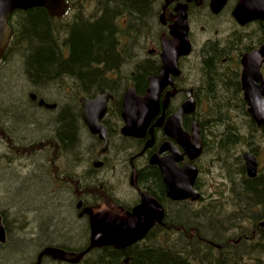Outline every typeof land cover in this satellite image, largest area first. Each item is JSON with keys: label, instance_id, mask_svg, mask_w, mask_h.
Instances as JSON below:
<instances>
[{"label": "rangeland", "instance_id": "374dc122", "mask_svg": "<svg viewBox=\"0 0 264 264\" xmlns=\"http://www.w3.org/2000/svg\"><path fill=\"white\" fill-rule=\"evenodd\" d=\"M235 3L236 0H230L228 9L217 18L210 16L208 10L204 7L199 11H196V9L193 10L191 15L193 25L192 38L195 42V46L193 53L190 54L185 65H182L185 75L182 82L184 87L187 84H191L193 87H196V90L199 88L198 95L201 91L204 92L202 98L199 96V99L201 101L204 99L205 102V105L201 108V115L199 118L204 124V136L208 143V148L199 162L201 169L199 179H197L200 183L199 189H197L198 191H203L204 198L192 205L181 202L182 205L180 206L183 210H190L188 208L190 206L193 211L200 212L194 215L196 219L191 223L193 229L194 227L200 229L204 228L205 223L207 224L205 218H208V215L202 213L203 211H217V214L223 221L224 227V233L217 240L231 241V238L233 244L239 245L241 241V237H239L240 234L258 235L256 232L260 229H255L254 224L258 227L260 225L257 223L262 220L264 221V219H257V214L254 213L257 207L253 204L250 207L246 205L245 196L243 194L246 190L245 176H247V173L245 165L242 164L241 155L244 151L249 150L248 146L245 144V133L248 132L250 123L243 112V108L245 107L247 109V106H244L239 97L235 95L233 85L229 84L226 78L224 81L225 90H223L222 93H220V88L214 83L213 85H205V83H209L205 79L206 73L208 75V64L205 58L208 57V55L204 57L205 51L207 52L206 42L208 38L215 37L216 39H220L223 37L225 39L227 34H232L234 39L235 35L239 33V31L235 29L236 26L233 24L230 15V10H232ZM106 4L107 3L103 0L98 4L92 1L86 5L73 6L72 10L68 11L66 19L70 20L71 17L74 19L78 12L75 21L77 18H82L94 22ZM156 5L158 7L159 3L157 2ZM97 7H100V9L97 10ZM95 12L98 14L95 15ZM157 20L158 15L156 16L155 13L152 14L149 25L150 33L153 35L147 34L148 39L144 32H140L142 33V37L145 36L143 47L135 40L136 47H134V53L137 54V58H147L149 57V50L158 48L157 41L160 39L159 28L162 30L164 28L159 27L160 24H158ZM114 24L121 30H125L117 23ZM122 26L126 28L127 33L130 32L131 27L129 28L127 22L124 23L123 21ZM248 30V28L244 29V31ZM127 38L128 36L123 37L124 42L128 40ZM133 44L134 41H132L131 45ZM234 45L237 46L235 39ZM215 53L216 51L214 50L208 54L212 56ZM155 55V53L151 54L150 58L153 60L158 59V56ZM10 62L8 61L6 65L2 63L0 67V104L1 102L9 103L13 100L14 102H20L22 106L25 103L27 107H30L35 112H41L40 114L36 113L41 120H46V116L42 115L43 113L45 114L44 110L34 104L32 99L28 97L29 93L37 92L31 91L32 89L28 88L26 99L23 101L25 98L23 88H27L30 82L24 75L22 59L18 55H15L11 64L8 66ZM212 64L211 61L212 70L218 68V71L226 76L220 66ZM134 67L133 61L124 62L120 66L122 76L127 74L125 78L129 79V74ZM218 71L216 73H218ZM212 74L213 73L209 71L210 77L213 76ZM64 80L62 78L58 80L59 86L57 87L59 90L64 87L69 88V82L73 84L71 78H67L65 82ZM52 88L54 89L55 87ZM52 88H50V90L47 88L42 89V91H40L41 94L38 96L46 98L49 102L55 101L60 104L66 103L67 101L70 103L72 99L76 100V97L72 94L69 99H67L65 94L62 98L61 92L59 91V94L57 91H52ZM53 92H56V94H53ZM205 92H211L216 96L224 94L225 99L221 103L220 109L225 110L227 106H229V115L232 117L228 119L211 120L209 118V105L204 98ZM179 100L180 96L178 100L174 99L176 106L179 104ZM213 103L214 100L211 98V104L214 106ZM200 105L199 103V107H201ZM215 108L218 110L216 105ZM8 113L9 109L5 110L4 115L1 114L0 110V215L4 219L3 221L6 228L8 227L9 230L6 243L0 245V264H40L41 262H39V259L37 260V256L39 258L43 248L51 244H63L75 248L76 251L82 250L87 246L89 240L91 242L89 223L85 217H78V211L76 210L77 199L75 196V193H77L76 187L74 185L70 187L68 184L60 182L57 177H60L62 174L64 166H69L68 173L76 176H78V173L72 170V168L82 172L85 166L82 167L80 164L84 162V156L88 155V146L91 141L90 137L86 132L81 131L80 139L77 141V148L74 152H70L68 149V158L64 159L62 155L55 156L52 152L55 143H51V141L55 140V135L51 127L48 125L44 126V128L30 126L27 129L19 120L16 123L14 121L12 122L9 118L11 115L9 114V116ZM213 114L216 115L215 112H213ZM1 116L4 117V124H1ZM223 121H227V123L224 124ZM41 123L43 124V122ZM235 124H239L237 132L242 133L243 139L237 140V142L231 145L223 138H226L228 133L232 131L229 130L227 126ZM41 138L45 139L41 140ZM114 142L122 151L120 158L121 162L124 163L125 157L123 155H126L124 150L127 149H124V147H128L131 140L127 139L123 142V140H118L116 136ZM225 145L230 147L229 152L232 154V157L224 153L225 150H229L228 147H224ZM224 148L225 150H223ZM257 159L259 161L260 170L264 171V148L262 152L257 155ZM142 165V163L138 164L140 168ZM109 175L110 174L105 176L108 177ZM119 177L120 175L117 171L114 172V176L110 175L108 178L114 183ZM77 179L78 178H75V180ZM88 185L92 188L98 186L92 182L88 183ZM124 187L125 186H123V188ZM121 197L126 199V205L129 204V206H134L138 201L135 189L131 187H129L128 192L121 195ZM178 200L183 201V199ZM167 201L168 200L164 201L163 205L167 209V223L170 224L168 229L171 230L175 225H179V223L176 224L174 219H171V202ZM70 206L71 208L73 207L74 215L70 212ZM45 218L48 219L47 222ZM72 220H74V222ZM58 221H60L61 224L55 227V223ZM82 224L85 225L86 232V240L83 246V243L79 239L81 238L79 237V232ZM44 225L45 228H43ZM179 230L181 231L182 229L179 227ZM69 233L74 236L73 240L69 244L65 243V241H61L64 235L67 237ZM180 235L181 233L173 234L172 237L176 240ZM204 236L209 240L213 238L208 234ZM165 240L166 237L164 233L162 241L165 242ZM19 242L25 243L24 248H26V250L21 252L19 249H13L9 252L10 248H12L11 246ZM181 242L182 240L179 242L177 241L176 244L179 246ZM184 242L185 241H183V243ZM246 244L247 243H243L241 247L239 246V249L241 250L242 246ZM13 247H15V245H13ZM46 255L48 256V254ZM252 256L254 255H250V257ZM42 264L62 263L53 262L50 257H46Z\"/></svg>", "mask_w": 264, "mask_h": 264}, {"label": "trees", "instance_id": "16d2710c", "mask_svg": "<svg viewBox=\"0 0 264 264\" xmlns=\"http://www.w3.org/2000/svg\"><path fill=\"white\" fill-rule=\"evenodd\" d=\"M79 1L80 0H70L71 7L76 5ZM99 2H101V0H99ZM157 2L158 0H119V2L113 4H108V2H106L107 4L102 16L94 20V22L82 18H77L75 21L78 14L77 12L72 23L68 26V37L62 40H60L62 36L60 33L61 30L56 28L61 27L64 30L67 27V21L57 22L43 7L15 10L10 18V24L13 26L15 32L14 38L2 63L6 65L8 61L10 62L11 60L12 62L15 55H18L22 59L24 75L30 82L27 88H23L25 95L23 101L26 99L28 88L38 94H41L40 91H42V89L47 88L50 90L52 87H55L51 89L52 91L59 92L60 90L57 87L59 86L58 80L64 77L65 73L76 74L86 92L94 90L95 88H97V90L102 89L101 91L103 92L104 83H102V85H96V78L99 76V72H106L114 66L118 67L122 61V55L116 50V46L117 40H120L119 32L122 34L126 33V31L118 27V32L114 24V17L125 9L130 11L132 16H149L151 18L152 14H154ZM247 35H249L250 39L252 42H255V44H261L264 41V21H259L253 25L251 31ZM250 44V41H245V49L249 50ZM213 45L214 43H211L210 46L206 45L207 52L205 51L204 57L208 55V57L205 58L208 64V75L206 73L205 79L209 83H205V85H213L214 83L220 88V93H222V91L225 90L224 81L226 78L227 82L233 85L235 95H237L242 104L246 106V102L241 94L239 78L236 77L239 74V69L225 71V69L221 67L226 76L222 75L218 71V68L216 70L211 69L212 56L208 53L213 52L215 48H218V51L215 50L216 53L214 56H220L224 53V51H222L224 50L223 48H212ZM66 47L69 48L68 57H65ZM137 57L138 56L134 53V59L132 61L135 65L138 81L143 79L147 74L151 75L159 71L158 59L153 60L150 57ZM11 62L8 63V66ZM209 71L213 73L212 77L209 76ZM217 71L218 73H216ZM140 84L141 83L138 84L139 87H142ZM140 89H138L140 93L145 91V87ZM53 94H56V92H53ZM178 97L179 96H177L175 100H178ZM204 98L209 105V118L211 120L228 119L232 117L229 115V106H227L225 110L220 109L221 103L225 99L224 94L216 96L211 92H205ZM211 98L214 100V106L211 104ZM19 104L20 102H14V100L9 103L1 102V114L4 115L5 110L9 109L8 115H11H9L10 120L15 123L18 120L19 122L21 121V124L27 129L30 126L44 128V126L48 125L59 132V135H61L60 137L67 143L70 152H74L77 148V141L80 139L81 131H83L79 124L78 112L75 107L74 99L70 102V108H65L60 105L61 107L56 112L43 113L42 115L46 116V120H41L39 115L36 114H40L41 112H35L30 107H27L25 103L23 106ZM215 105L218 107V110L215 108ZM174 107H176V103L173 100L171 109ZM213 112H215L216 115H214ZM243 112L250 123L249 130L245 133V144L251 152L258 155L264 148V124L258 126L245 107L243 108ZM199 121L202 125L203 123L200 118ZM227 121H223V123L226 124ZM41 122H43V124ZM238 127L239 124L227 126L229 130H232L228 135L226 134V138H223L228 144L232 145L237 142L238 139H243L242 133L237 132ZM224 147L229 148L228 151L224 148V153L232 157V154L229 152L230 147L226 145ZM149 171L150 177L142 172L140 173V185L163 203L166 191L162 178L155 167H149ZM245 178L246 190L243 193L245 196V203L249 207L252 206V204L257 207L254 211V213L257 214V219H264V171L260 170L258 176L255 178H249L247 176H245ZM180 205L182 204L172 203L170 206L171 219H174L176 224L179 223L178 226L182 229L178 239L174 240L168 233L169 230L167 228L162 227L160 224H156L148 231L144 239L139 242L121 249L111 245L93 248L87 252L80 262L74 264H264V228L261 222H256L260 225L258 227L254 224L255 229H260L256 232L258 235L242 233L239 235V237H241L240 244L235 245L231 238V241L217 240L224 233L223 221L217 214V211H203L202 213L208 215V218H205L207 224L205 223L204 228L200 229L194 227L193 229L191 223L196 219L194 215L200 212L193 211L190 206L188 208L192 212L190 210H183ZM72 208L70 206V212L74 215V210ZM47 221L48 219H46V222ZM72 221L74 222V220ZM60 224L61 222L58 221L55 223V227ZM45 225L43 228H45ZM162 231L166 232V240L164 243L162 242L164 235ZM85 234V225L82 224L79 232V237H81L79 239L83 243L82 246L85 244ZM203 234L211 235L213 238H210V241ZM73 237L74 236L69 233V236L66 237V235H64L61 241H65V243L69 244L73 240ZM180 240H182V242L179 247L176 242ZM183 241L185 242L183 243ZM243 243L247 244L242 246L240 250L239 246L241 247ZM13 245H15V247H13ZM13 245L9 252L13 249H19L21 252L26 250V248H24L25 243L23 242ZM86 248L87 247L82 250ZM250 255L254 256L250 257Z\"/></svg>", "mask_w": 264, "mask_h": 264}, {"label": "flooded vegetation", "instance_id": "af4514ba", "mask_svg": "<svg viewBox=\"0 0 264 264\" xmlns=\"http://www.w3.org/2000/svg\"><path fill=\"white\" fill-rule=\"evenodd\" d=\"M104 1L108 2V4L119 2V0H104ZM237 1L238 0H236V2ZM182 2H187L189 39L192 44V49H194L195 42L192 38L193 25L191 21V15L193 13V10L196 9V11H199L200 9H202V7H204L208 10L210 16L217 18V17H220L226 9H228L230 0L227 1V4L219 13H214L212 11L210 0H158L159 5L158 7L156 5V9L154 10V13L156 14V16L158 15L157 21H158V24H160L159 27H163L164 29L162 30L161 28H159L160 29V39H158L157 41L158 48L149 50L148 51L149 57H151V54L153 53L156 54L155 56H159L160 54L158 53L160 52L162 48V41L165 38L171 37L170 31H171V26L175 21V16L177 14V6ZM234 6L232 10H230V15H231L233 24L236 26L235 29L239 31V33L235 35L234 37L235 42L237 43V46L234 45V39L232 37V34H227L225 39L223 37L220 39H216L215 37H210L207 39L206 43L209 46L211 43H214L212 48L219 47V48L224 49V53L222 55L220 56L212 55L211 57L212 63H213L212 65H218L220 67H223L225 71H228L230 69L231 70L239 69V74L236 77H238L240 81L242 70H243V64H242L243 55L247 52H252L254 50H257L261 46V44L259 45L255 44V42H252V40L250 39L249 35H247L252 29L251 26L255 25L259 21L249 23L247 25L238 24L233 18ZM97 8H98L97 10L100 9V7H97ZM104 8L105 7H103V9L101 10L98 18L102 16L104 12ZM94 14L96 15L98 13L95 12ZM117 16L114 17V23H117L119 26H121L126 31V33L121 34L119 32L118 27L116 26L118 29L119 35H120V40H117L116 50L122 55L121 56L122 61L118 67L114 66L111 69L107 70L106 72H103V71L99 72L100 74L96 78V85H102V83H104L105 86H104L103 92H109L113 95V99L109 100L108 107H107V110L104 116L100 119L101 124H103L105 127L107 141H105V139L100 138L99 133L94 134L91 132L90 128L87 126L83 118V107L79 100L80 97L94 99L97 97L99 93H103L101 91L102 89L97 90V88L95 89L93 88L94 90H90L89 92H86V90L81 85L79 78L76 74L73 75V74L65 73V75L63 74L64 75L63 78L65 80L67 78H71L73 80V84L69 82L68 84L69 88L64 87L63 89L60 90L62 98L64 94L67 97V99H69L71 94L76 97L75 107L77 108L80 127L82 128L84 132L88 134L91 141L88 146V149H89L88 155L84 156L83 158L84 162L80 164L82 165V167L85 166L82 172H79L76 169L72 168V170L78 173V176H76L74 174L68 173L69 166H64L62 174L60 175V177H57V179L62 183L64 182L68 184L70 187L72 185L76 187V191H77V193H75V196L77 199L76 210L78 211V216L85 217L88 223H89V214L85 212V209L87 208H93L94 212H98L102 210H111L119 214L125 215L127 212H131L135 206L140 204L141 198L139 197L140 194H139L137 187H139L143 191H146V190L140 185L141 183L139 180L140 179L139 176H140V173L142 172L146 176L150 177L149 167H155L157 169L164 183V177H163L161 169L159 168V166L151 163L152 155L157 153L163 144L170 142L172 143L173 146L178 148V150L180 151V156H181L180 160L177 161V165L179 168H183L187 163H192V164L197 165L199 169H201L199 162L201 158L203 157V155L205 154L206 149L208 148V143L204 136V128L200 126L199 121H196V112L190 115H185L183 119L185 131L191 134L193 133V125H192L193 122L194 121L198 122V126L196 125V127L198 128L199 135L203 141V145H204L203 153L194 161H191L189 159L188 154L186 153L185 149L181 145H179L175 139L166 135L165 131L163 130V127L156 125V121L160 116L164 115L165 117H168L173 111L167 113V109H165V111L161 109L158 117L152 120L148 130L145 132V135L142 137H135V136L127 135L123 133V129L127 126V120L125 119L123 115L125 96L128 90L133 86L137 90L140 88L146 87L148 85L150 74H147L143 79L138 81L137 80L138 77L136 75V69L134 67L133 70H131L129 74V79H126L125 77H127V74L122 76V71L120 69V66L124 62L132 61L134 59L133 51H134V47H136L135 40L139 42L141 46L143 47V41L145 40V36H147V39H148L147 34H150V35H153V34L150 33L149 21L151 18L149 16L135 17V16H132L130 11L125 10V9L120 11V14ZM98 18H96L95 20H97ZM123 21L124 23L127 22L129 28L131 27L129 33H127L126 28L122 26ZM245 28L249 29L248 32L244 31ZM134 31H135V34H134ZM140 32H144L145 36L142 37V33ZM124 36H128L127 38L128 40H126V42H124L123 40ZM132 41H134L133 45H131ZM245 41L251 42L249 46V50L245 49L244 47ZM215 50L218 51V48H215ZM192 53H193V50H192ZM68 55H69V48L66 47L65 57H68ZM189 56H182L179 59L178 65L181 70V73L175 76L174 85L171 87H168V89H166L163 94L165 95L168 91L174 92L171 95L173 96L175 94L174 97L171 99V101L174 98H176L178 95L183 94L185 97L183 99L181 98L178 107L186 99L185 91H189V89H193L194 91L197 106H199V103L201 102V100L198 99L196 95V93L199 91V88L196 90V87H193L191 84H187L185 87L183 86L182 81L185 78V75H184V68L182 67V65H185ZM160 66L161 65H159V68ZM139 83H141L140 85H142V87L141 86L139 87L138 85ZM240 88H241V81H240ZM31 93L28 94V97L30 99H31L30 97ZM203 94L204 92L201 91L199 93V96L202 98ZM38 95L39 94H37V99L35 100L32 99V102H34V104L38 105L41 109H43L45 113L56 112L59 110L61 106L65 108H70V103L68 101L66 103L60 104L59 102H54V101L49 102L46 98H43V99H45L46 103H48L49 105H46V103L41 105L39 103V100L42 97ZM171 101H170V105L172 106L173 102ZM1 124H4L3 116H1ZM53 130H54L55 140L51 141V143H55V147L52 149V152L55 156L62 155L64 159H67L68 158L67 143L63 140L62 137H60L61 135H59V132L55 131V129ZM116 136H117V139L120 141L123 140L124 142L125 140L128 139V140H131V143H132V144L129 143L128 147H124V149L127 148L126 150H124V153H126V155H123L125 157L124 163L121 162V158H120V155H122V151L120 150L119 147L116 146V143L114 142V139L116 138ZM44 139L45 138H41V140H44ZM238 140H241V139H238ZM169 153L170 151L167 150V151L162 152L161 155L165 157L169 155ZM243 153L241 155V158H242V163L244 164L245 161L243 158ZM141 163L143 165L140 168L138 164H141ZM117 171L119 172L120 177L117 178L116 181L113 183L112 181L109 180L108 177L110 175L114 176V172H117ZM108 174L110 175L106 177ZM75 178H78V179L75 180ZM198 181L195 183V186L196 188L199 189L200 183ZM90 182L98 186H94V188H92L88 185V183ZM123 186L125 187L123 188ZM129 187H131L132 189H135V194L138 198L137 199L138 201L134 206H129V204L126 205V199L121 197V195L126 194L128 192ZM164 188L166 191L165 183H164ZM200 192L202 193L201 199H203L204 198L203 191H200ZM166 200H168L167 202H171V204L172 203L182 204L181 202H185V203H188L189 205H192L198 201V200L192 201L191 199H185L183 201L173 200L168 197L167 193H165L164 201ZM164 208H165V215L163 217V220L160 222H156L153 225V227L156 224H160L162 227H165V228L169 227L170 224L167 223V217H168L167 209L166 207ZM261 224L264 228L263 220L261 221ZM174 228L177 230L176 234H180L178 225H175ZM89 229H90V225H89ZM162 233L164 234L165 232L162 231ZM89 244H90V240L87 246L85 247H88ZM49 247H56V248H59L65 251L66 259L54 258L50 255L44 256V255H41L42 254L41 253L40 254L41 257H39V259H41L40 264H42L43 261H45L44 257H50V259L53 262H58L62 264H72L71 262H69L68 259L73 257L75 253H78L75 248L66 246L63 244L47 245L43 248L42 252ZM97 248H100V247H97ZM37 260H38V256H37Z\"/></svg>", "mask_w": 264, "mask_h": 264}, {"label": "water", "instance_id": "95a60500", "mask_svg": "<svg viewBox=\"0 0 264 264\" xmlns=\"http://www.w3.org/2000/svg\"><path fill=\"white\" fill-rule=\"evenodd\" d=\"M211 9L219 13L226 5L227 0H210ZM33 7H43L51 16H61L68 8L66 0H0V61L6 53L12 37L13 28L9 24V18L14 10H27ZM233 16L242 25L256 19L264 20V0H238ZM172 37L162 41V66L158 75L150 78L148 93L139 96L132 87L125 97L123 115L127 120V126L123 133L135 137L145 135L151 120L158 114L161 105L163 90L172 84V75L180 74L178 60L181 56L188 55L191 51L189 40V25L187 21V3L182 2L177 6L175 21L171 26ZM264 62V44L256 51L243 55V72L241 76L244 97L248 103V111L258 125L264 124V77L261 67ZM189 98L180 106L179 110L170 115L166 121L160 117L156 125L163 126L165 133L174 138L181 145L190 159L197 158L203 149L202 140L199 137L196 122L193 124L194 134L185 131L183 117L196 109V102L192 98V91H188ZM109 93L100 94L93 100L80 98L83 105L85 122L93 133H99L100 138L105 139L106 133L99 120L103 117ZM31 98L36 99V94L31 93ZM45 103L43 99L39 102ZM169 94L164 98L162 105L168 106ZM106 140V139H105ZM169 150L167 156L161 153ZM247 172L249 176L257 175L258 163L256 157L249 152L244 154ZM180 151L172 143L163 144L160 150L151 157V163L160 167L166 184L167 195L175 200L191 198L196 200L200 193L193 187L197 177V167L186 164L179 168ZM90 213L91 246L78 254L72 261L76 262L91 247L102 244H116L118 247L131 244L145 235L149 227L164 216L161 203L148 193L141 192V203L132 212L119 215L113 211L104 210ZM6 229L0 215V242L6 241ZM51 254L55 258H65V252L57 248H47L41 255Z\"/></svg>", "mask_w": 264, "mask_h": 264}, {"label": "bare ground", "instance_id": "6f19581e", "mask_svg": "<svg viewBox=\"0 0 264 264\" xmlns=\"http://www.w3.org/2000/svg\"><path fill=\"white\" fill-rule=\"evenodd\" d=\"M83 98V97H82ZM84 98H86V97H84ZM86 99H88V98H86ZM95 99V98H94ZM88 100H93V99H88ZM139 205V204H138ZM137 205V206H138ZM137 206H135V207H137ZM134 207V208H135ZM134 210V209H133ZM132 210V211H133ZM131 211V212H132ZM4 220V219H3ZM163 220V218L160 220V221H162ZM160 221H158V220H156L150 227H149V229L147 230V232L145 233V235L144 236H142L141 238H139L138 240H136L135 242H133V243H131V244H128V245H126V246H129V245H132V244H134V243H136V242H138V241H140V240H142V239H144V237L146 236V234L148 233V231L153 227V225L156 223V222H160ZM5 224V223H4ZM108 245H113V246H115L116 248H118V249H121V248H125L126 246H122V247H118L116 244H102V245H97V246H93V247H91L88 251H90L91 249H93V248H97V247H103V246H108ZM90 246H91V242H90ZM88 251H86L83 255H81V257L80 258H78L77 260H76V262H78V261H80L86 254H87V252Z\"/></svg>", "mask_w": 264, "mask_h": 264}]
</instances>
